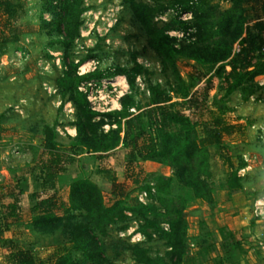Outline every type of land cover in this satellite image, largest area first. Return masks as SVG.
Returning <instances> with one entry per match:
<instances>
[{"label": "rangeland", "instance_id": "374dc122", "mask_svg": "<svg viewBox=\"0 0 264 264\" xmlns=\"http://www.w3.org/2000/svg\"><path fill=\"white\" fill-rule=\"evenodd\" d=\"M14 1L20 6L10 25L5 26L4 16L0 19V42L1 32L18 38L0 45V202L6 205L17 198L20 208L18 217L3 220L2 212L7 210L0 205V264H13L9 256L16 249L29 250L37 264H71L72 259L81 264H141L130 249L136 243L151 256L166 253L167 246L158 233L151 229L154 234L147 239L139 226L143 216H148L168 228L166 217L159 214L166 210L159 202L156 186L160 176H173L176 168L156 158L144 161L137 157L130 161L131 149L121 143L124 131L118 130L115 116L104 115L121 108L120 98L125 93H132L137 105L145 107L150 98L148 86L157 83L170 92L172 101L181 103L178 108L190 116L201 135L211 123V110L226 109L227 121L239 122L243 128L225 136L223 152L228 150L235 165L240 158L249 159V167L241 172L243 188L229 191L226 180L231 169L221 158L220 149L211 148L209 179L217 204L192 201L184 209L189 243V258L184 264H264V205L262 214L255 213L256 201L264 203V74L256 75L253 81L246 75L227 92L228 86L220 85L222 78L216 71L225 62H210L213 56L205 47L196 49L185 40L174 0L142 1L157 9L154 22L167 29L171 43L179 50L175 55L179 76L152 48L142 25L123 0H84L80 33L73 41L66 39L63 25L56 24L63 15V0ZM209 1L211 7H217V16L232 6L230 0ZM244 7L249 27H253L257 14L264 20L261 2L245 1ZM237 48L235 44L233 50ZM196 53L200 60L191 56ZM135 61L142 70L134 88L124 75L80 84L89 107L101 113L90 120L85 115L80 117L70 95L63 97L57 87L58 78L75 63L79 62L78 74H85L130 68ZM209 81L212 85L206 94ZM191 99L198 102L189 109ZM134 108L132 111L136 112ZM46 125L54 129L55 139L61 144L58 164L52 162V155L44 147ZM112 143L118 144L108 151H95ZM53 174L56 177L52 178ZM81 178L90 179L99 187L106 206L123 209L127 216L109 224L106 235L94 233L93 240L101 248L97 247L95 254L101 261L88 259L75 248L66 229L88 221L86 209L67 208L71 207L72 184ZM115 179L113 192L111 184ZM184 191L175 181L167 197L180 206ZM54 193L57 204L64 202L67 207L54 210L52 215L57 217L52 225L34 227L31 206L35 196ZM141 204L147 208L134 212ZM202 221L216 237L209 238L208 252L199 248L196 240ZM221 227L227 228V233L234 232V237L226 239L236 240L240 248L231 251L229 246H221Z\"/></svg>", "mask_w": 264, "mask_h": 264}, {"label": "trees", "instance_id": "16d2710c", "mask_svg": "<svg viewBox=\"0 0 264 264\" xmlns=\"http://www.w3.org/2000/svg\"><path fill=\"white\" fill-rule=\"evenodd\" d=\"M245 1L254 4L261 2L264 12V0H230L232 6L221 11L219 16L216 15L217 7H211L209 0H174L176 16L181 24L179 27H182L185 40L196 49H199L200 45L205 47L207 53H211L213 56V60L210 62H225L224 66L217 68L216 71L217 75L222 78L220 85H227L229 93L236 87L235 83L240 82L244 76L250 75L253 81L256 75L264 74V52H261V48L264 46V20L257 12L253 27H249L246 23ZM83 2L84 0H63V15H60L61 21H57L56 24L58 27L60 24L63 25L68 41H73L80 33L81 15L84 11ZM123 2L130 7L135 19L142 25L152 48L160 54L165 64H170L172 71L179 76L175 60V55L179 53V50L171 43V37L166 32L167 29L159 28L154 22L157 9L142 0H123ZM19 6L14 0H0V19L2 16L5 17V26L10 25ZM253 7L256 8L255 5ZM163 9L166 7L164 6ZM185 11L192 12L190 19L180 18L181 12ZM1 37L3 38L0 42L2 46L18 40L16 36L9 37L4 32H1ZM235 44L238 45L236 51L233 50ZM191 56L194 59H201L197 53L191 54ZM78 63L73 64L72 69L64 71L57 80V87L61 90L63 97L67 94L70 95L77 111L81 112L78 115L80 117L85 115L87 120L101 113L89 107L87 95L79 89L83 81L124 75L130 87L134 88L135 79L142 70V65L135 61V64L130 68L117 67L108 71L93 70L85 74H78ZM225 68H227L226 71ZM210 85L212 83L209 81L206 94ZM148 91L150 98L145 107L137 105L132 93H125L120 98L121 108L104 114L115 116L118 130L124 131L121 143L130 147V161L137 157H141L144 161L156 158L160 162L168 161L176 168L173 176L166 178L160 176L156 186L159 202L164 204L163 207L166 210L159 214L166 217L168 228H163L159 221L148 216H143V222L139 226L140 232L147 239H150L155 232L158 233V237L164 240L167 246L166 253L163 256H151L148 250L139 243L132 244L130 249L134 259L141 264H184L189 258L188 222L184 209L192 201L198 204H207V202L213 205L217 204L215 189L209 179L211 148L220 149L221 158L231 169L226 180V188L229 191H236L244 186V178L239 174V170L244 168L247 162L240 158L238 164L235 165L232 157L227 153L228 150L226 153L223 152L226 149L225 136L241 131L243 125L239 122L227 121L225 118L226 109L219 108L211 110V123L201 135L190 116L178 108L181 103L172 101L170 92H167L158 83L149 84ZM197 102L196 99H191L188 101L187 107L190 109L193 105H197ZM134 107L136 112L132 111ZM77 129L80 134L78 126ZM44 134V147L52 155V162L58 164L62 155L61 144L55 139L54 129L46 125ZM118 143L103 144L95 151H108ZM77 146L80 145L77 144ZM51 177L56 176L53 174ZM175 181L185 190L184 194L182 193V205L180 206H177L172 198L167 197L171 195L172 184ZM116 184L115 179L111 184L113 192L116 191ZM0 205L7 210V212H2L3 220L9 216L18 217L20 206L17 198L6 205L0 202ZM140 206L139 209L136 211L133 209V211L138 213L143 210L142 208H147L143 204ZM63 207H67V205L64 202L57 204L55 193L46 197L36 195L31 206L32 225L36 228L52 225L57 217L52 213L57 208ZM67 208H82L88 211L87 222L79 221L71 228L67 226L66 229L72 236L71 240L75 248L84 253L86 258L101 261L102 258H98L95 254L99 246L93 240L94 233L106 235L109 224L114 223L117 219L123 220L127 217L123 209L116 210V206H106L99 187L87 178L74 181L71 187V207ZM226 229L220 228L221 239H223L221 246L224 249L229 246L231 251H236L237 248H240V243L235 242L236 240L228 242L226 236L234 237V232L230 230L227 233ZM199 231L196 236L197 242L201 245L199 248L206 249L208 252L209 244H211L209 238L212 237L216 240V237L204 221L199 222ZM9 258L13 264H37L31 252L25 249L14 250ZM71 261V264H81L78 260L72 259Z\"/></svg>", "mask_w": 264, "mask_h": 264}, {"label": "built area", "instance_id": "2783aa9c", "mask_svg": "<svg viewBox=\"0 0 264 264\" xmlns=\"http://www.w3.org/2000/svg\"><path fill=\"white\" fill-rule=\"evenodd\" d=\"M191 17H192V12H190V11L181 12V14H180V18H181V19H184V20L190 19ZM261 52H264V46L261 48ZM261 137H262V134H261ZM262 138H263V137H262ZM244 159H245V161L247 162V165H246L244 168H241V169L239 170V174H240V175H241V172L246 171V168L249 167V164H248V160H249V159H248V156H245ZM143 195H145V193L140 195V199H141V201L144 200V199L142 198ZM262 204L264 205V203H263L262 201H260V200H257V201H256V203H255V213H256V214H262V212H263V209H262L263 206H262Z\"/></svg>", "mask_w": 264, "mask_h": 264}, {"label": "crops", "instance_id": "0c3cea01", "mask_svg": "<svg viewBox=\"0 0 264 264\" xmlns=\"http://www.w3.org/2000/svg\"><path fill=\"white\" fill-rule=\"evenodd\" d=\"M198 234H199V233H198ZM198 234H197V235H198Z\"/></svg>", "mask_w": 264, "mask_h": 264}]
</instances>
